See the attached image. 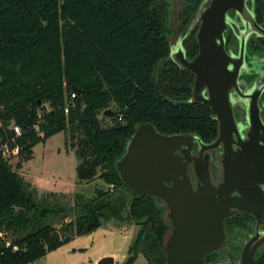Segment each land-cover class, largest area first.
Listing matches in <instances>:
<instances>
[{
    "label": "trees",
    "instance_id": "obj_1",
    "mask_svg": "<svg viewBox=\"0 0 264 264\" xmlns=\"http://www.w3.org/2000/svg\"><path fill=\"white\" fill-rule=\"evenodd\" d=\"M203 4L180 0L175 15L189 60L199 51L195 19ZM256 9L262 17L264 0ZM170 14V0H0V120L25 131L16 168L37 145L69 132L78 179L115 188L90 200L77 196L76 221L56 229L48 219L60 208L39 205L0 154V264H33L112 221L139 228L123 264L141 256L166 264L163 209L124 185L116 162L143 123L163 135L195 133L205 143L218 137L210 107L191 102L195 76L170 59ZM107 110L115 117L104 116ZM119 189L132 200L113 195Z\"/></svg>",
    "mask_w": 264,
    "mask_h": 264
},
{
    "label": "water",
    "instance_id": "obj_2",
    "mask_svg": "<svg viewBox=\"0 0 264 264\" xmlns=\"http://www.w3.org/2000/svg\"><path fill=\"white\" fill-rule=\"evenodd\" d=\"M250 0H204L196 17L198 54L191 60L183 47L185 35L170 41V59L195 76L191 102L210 107L218 121V137L205 143L195 133L163 135L148 122L139 125L116 162L119 176L131 191L154 199L168 226L164 238L166 264H206L217 252L230 254L225 222L239 214L264 218V123L258 95L239 87L247 33L240 36V55L226 48L225 32L236 25L235 11L245 25L264 36ZM207 4V5H206ZM243 8V9H242ZM249 100L244 122L236 119L240 100ZM107 117L115 112L107 110ZM258 224V225H259ZM255 236V235H254ZM242 245L238 258L216 264H264V238ZM97 264H115L104 257Z\"/></svg>",
    "mask_w": 264,
    "mask_h": 264
},
{
    "label": "rangeland",
    "instance_id": "obj_3",
    "mask_svg": "<svg viewBox=\"0 0 264 264\" xmlns=\"http://www.w3.org/2000/svg\"><path fill=\"white\" fill-rule=\"evenodd\" d=\"M179 1L170 0L169 24L172 30H175L176 26L178 28L175 15ZM170 36L172 41L178 39V37L175 38L174 33ZM46 110H50L48 105ZM38 112L42 114L43 110L40 109ZM100 118L106 125L107 122L104 121L102 114ZM75 141L71 139L69 132L59 133L45 143L37 145L33 149V158L23 162L20 169L16 168L17 162L13 166L25 183L27 191L35 196L39 205H53L60 208L57 214L48 219V223L56 229L76 221L77 217L73 208L77 196L90 200L96 197L97 190H110V186L99 178L91 182L78 179L76 168L81 161L76 156V148L72 147V142L75 143ZM120 193H125L128 201L132 200V195L120 189L115 190L113 195ZM112 225L115 229L111 230L109 227ZM138 230L134 223L104 222L96 231L73 237L69 243L48 253L33 264H90L104 252H113L117 256V262H125ZM135 264H147V262L141 256Z\"/></svg>",
    "mask_w": 264,
    "mask_h": 264
},
{
    "label": "flooded vegetation",
    "instance_id": "obj_4",
    "mask_svg": "<svg viewBox=\"0 0 264 264\" xmlns=\"http://www.w3.org/2000/svg\"><path fill=\"white\" fill-rule=\"evenodd\" d=\"M247 7L252 12L258 27L264 31V14L262 17L258 14L256 0L248 1ZM229 15L235 23L236 29L229 27L225 32L226 48L231 55L239 57L240 36L247 33L244 67L239 77V87L245 95L259 94L258 106L260 117L264 123V36L254 31L251 25H245L235 11H231ZM174 32L176 39L183 34L182 32L179 34L177 26ZM248 102L247 99L240 100L239 107L236 109L237 121L244 122L243 110L247 108ZM258 224L257 219L247 213L227 220L225 227L229 236L228 250L230 254L225 252L210 254L206 257V264L229 262L233 257L238 258L242 251V245L251 239L250 235H255L252 238H256L260 234L257 241L264 238V218L261 219V224ZM262 252H264V245L256 252V258Z\"/></svg>",
    "mask_w": 264,
    "mask_h": 264
},
{
    "label": "built area",
    "instance_id": "obj_5",
    "mask_svg": "<svg viewBox=\"0 0 264 264\" xmlns=\"http://www.w3.org/2000/svg\"><path fill=\"white\" fill-rule=\"evenodd\" d=\"M74 97L75 95H72V98ZM118 120L122 121V117H119ZM106 122L111 124V119H107ZM34 131L39 132V127L37 125L34 126ZM24 134L25 131L15 122L5 123L0 120V154L4 161L11 167L14 166L15 162L18 163L23 156L24 147L19 144V140ZM113 189L114 186L111 185L110 190L112 191Z\"/></svg>",
    "mask_w": 264,
    "mask_h": 264
},
{
    "label": "crops",
    "instance_id": "obj_6",
    "mask_svg": "<svg viewBox=\"0 0 264 264\" xmlns=\"http://www.w3.org/2000/svg\"><path fill=\"white\" fill-rule=\"evenodd\" d=\"M111 230L112 229H115V227L112 225V226H110L109 227ZM104 257H113L114 258V260H115V264H123L124 262H121V263H119V262H117V256L113 253V252H104L103 254H100L99 256H98V258L94 261V262H92V263H90V264H97L102 258H104Z\"/></svg>",
    "mask_w": 264,
    "mask_h": 264
},
{
    "label": "bare ground",
    "instance_id": "obj_7",
    "mask_svg": "<svg viewBox=\"0 0 264 264\" xmlns=\"http://www.w3.org/2000/svg\"><path fill=\"white\" fill-rule=\"evenodd\" d=\"M243 9V8H242Z\"/></svg>",
    "mask_w": 264,
    "mask_h": 264
}]
</instances>
